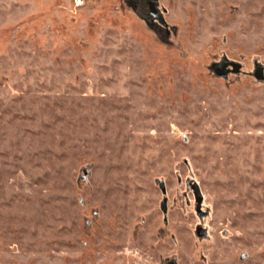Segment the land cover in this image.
Listing matches in <instances>:
<instances>
[{"label":"rangeland","instance_id":"obj_1","mask_svg":"<svg viewBox=\"0 0 264 264\" xmlns=\"http://www.w3.org/2000/svg\"><path fill=\"white\" fill-rule=\"evenodd\" d=\"M0 264H264V0H0Z\"/></svg>","mask_w":264,"mask_h":264}]
</instances>
